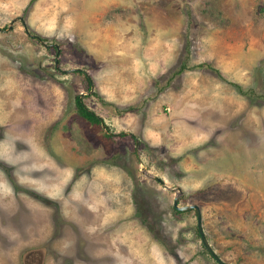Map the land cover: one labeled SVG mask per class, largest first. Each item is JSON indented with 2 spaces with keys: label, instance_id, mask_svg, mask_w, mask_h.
I'll use <instances>...</instances> for the list:
<instances>
[{
  "label": "rangeland",
  "instance_id": "1",
  "mask_svg": "<svg viewBox=\"0 0 264 264\" xmlns=\"http://www.w3.org/2000/svg\"><path fill=\"white\" fill-rule=\"evenodd\" d=\"M174 197L264 264V0H0V264H219Z\"/></svg>",
  "mask_w": 264,
  "mask_h": 264
},
{
  "label": "water",
  "instance_id": "2",
  "mask_svg": "<svg viewBox=\"0 0 264 264\" xmlns=\"http://www.w3.org/2000/svg\"><path fill=\"white\" fill-rule=\"evenodd\" d=\"M154 179L159 183L161 184L163 187L167 188L164 184H163V181L161 179H159L158 177H154ZM172 207L177 210V211H184V210H188V209H193L194 212H195V216H196V229H197V232H198V235L200 237V241L202 243V245L205 247V249L208 251V253L213 257V259L215 261H217V263L219 264H239V263H236V262H232V261H229V262H226V261H223L222 259L219 258V256H217L215 254V252L212 250V248L209 246L208 242L206 241L202 231H201V227H200V213H199V209L197 208V206L195 205H183V206H178L177 205V198L174 197L173 200H172Z\"/></svg>",
  "mask_w": 264,
  "mask_h": 264
},
{
  "label": "trees",
  "instance_id": "3",
  "mask_svg": "<svg viewBox=\"0 0 264 264\" xmlns=\"http://www.w3.org/2000/svg\"><path fill=\"white\" fill-rule=\"evenodd\" d=\"M34 38L37 39L38 41L43 40L41 37L38 36L37 37L34 36ZM85 77L86 79L88 78L86 75ZM73 104L75 105V110L79 116L83 117L89 122H92L93 124H100L101 127L105 129V125L101 122L100 118L96 116L93 111L85 107L84 104L80 101L79 95L77 94L73 95ZM119 134H122V132H119Z\"/></svg>",
  "mask_w": 264,
  "mask_h": 264
}]
</instances>
